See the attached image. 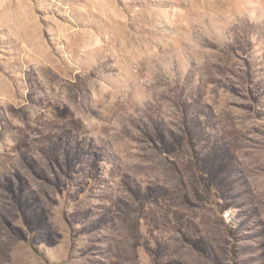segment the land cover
I'll use <instances>...</instances> for the list:
<instances>
[{
  "label": "rangeland",
  "instance_id": "rangeland-1",
  "mask_svg": "<svg viewBox=\"0 0 264 264\" xmlns=\"http://www.w3.org/2000/svg\"><path fill=\"white\" fill-rule=\"evenodd\" d=\"M0 264H264V0H0Z\"/></svg>",
  "mask_w": 264,
  "mask_h": 264
}]
</instances>
